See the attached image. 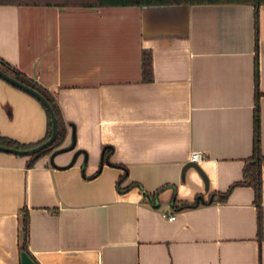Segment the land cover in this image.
<instances>
[{"label": "crops", "instance_id": "obj_1", "mask_svg": "<svg viewBox=\"0 0 264 264\" xmlns=\"http://www.w3.org/2000/svg\"><path fill=\"white\" fill-rule=\"evenodd\" d=\"M253 17L246 2L0 4V58L55 98L56 148L75 134L53 164V151L0 150V264H21L25 215L38 264H264V162L259 201L249 184L218 194L253 152L256 89L264 161V3L257 36ZM47 122L0 77V136L36 142ZM197 150L207 188L193 166L183 172Z\"/></svg>", "mask_w": 264, "mask_h": 264}, {"label": "trees", "instance_id": "obj_2", "mask_svg": "<svg viewBox=\"0 0 264 264\" xmlns=\"http://www.w3.org/2000/svg\"><path fill=\"white\" fill-rule=\"evenodd\" d=\"M211 2H235V3H251L254 6V17L255 18V34L257 36V25H258V18H257V11L258 6L262 3H264V0H0V4L8 3V4H26V5H36V4H42V5H60V6H68V5H75V6H99V5H147V4H153V5H163V4H179V3H186V4H195V3H211ZM255 82L257 83V77H258V66H257V60L255 61ZM0 69L4 71L5 73H9L11 76L15 77L21 82L26 83L27 85L31 86L32 88H35L46 98L48 103L51 104L53 111L56 115L57 119V133L55 140L41 148L39 151L34 152L31 154V158H37L42 154L49 153L50 151L54 150L56 146H58L66 137V124L64 119L61 116V110L56 102L55 98L52 97V95L48 92L46 88H43L41 85L34 82L32 79L27 77L24 73L19 72L16 68H14L12 65H10L7 61L5 62L3 59L0 58ZM142 69H143V76L145 79L151 78L152 75V69H151V53L144 52L143 55V62H142ZM9 82V81H8ZM12 84V83H11ZM15 86V85H14ZM18 88V87H17ZM21 89V88H20ZM30 94V93H29ZM258 90L256 89L255 92V106L253 110V152L251 156H249L246 160V166L243 168L242 173V179L235 181L231 184V186L222 192H219V198L223 199L228 195L229 190L232 188V186L236 184H243V185H251L254 189L255 193V200L259 201L261 197V186H262V177H261V168L263 165V158L261 156V145H260V114H259V98H258ZM39 100V99H38ZM40 103H42L39 100ZM46 110L47 115V130L44 134V136L36 142H24L20 143L12 138H7L4 136H0V144L4 146H11L15 147L17 149H26L31 148L36 145H39L41 142L47 140L51 135L52 130V119L50 116V113L45 106L44 103H42ZM103 155L101 158L100 165H102L104 162H108V155L111 151L109 146H105L103 149ZM128 187V186H127ZM127 187H123L127 188ZM154 194V193H153ZM153 197V196H152ZM202 196H198L192 203L190 202H184L180 205L181 208H184L185 206H193L197 205L200 202H203ZM27 222L28 217L25 215L23 217V225H22V240L19 245L21 251H26L30 257L32 258L33 262L35 264L36 260L32 253L29 250V247H27V241H28V231H27Z\"/></svg>", "mask_w": 264, "mask_h": 264}, {"label": "water", "instance_id": "obj_3", "mask_svg": "<svg viewBox=\"0 0 264 264\" xmlns=\"http://www.w3.org/2000/svg\"><path fill=\"white\" fill-rule=\"evenodd\" d=\"M0 77L3 78L4 80L9 81L10 83H12L13 85H15L18 88L24 89L25 91H27L28 93L33 95L37 100L39 99L42 103H44L45 106L47 107V109H48V111L50 113L51 119H52V130H51V134H50L51 136L47 140L41 142L39 145H36L34 147L26 148V149L22 150V149H17L15 147H11V146L7 147V146H4V145L0 144V150L5 151V152L9 151V152H14V153H17V154L24 155V154H32L34 152H37L41 148L51 144L55 140V138L57 136L56 135V133H57V119H56V115H55V113L53 111V108H52L51 104L48 103L46 98L39 92V90L37 91L35 88H32L31 86L27 85L26 83L19 81L18 79H16L15 77L11 76L9 73H5L1 69H0ZM72 134H73V141L71 142V144L69 146L59 147V148H56V150H52L53 152H51V156H50V163L51 164H53V157L57 153L63 152V151H66V150H71L73 148L74 143H75V136H74L75 134L73 132V129H72ZM80 152H81V150H77L74 153L72 161L75 159L76 155L78 153H80ZM189 166H193L197 170V172L201 175L202 179H204L205 188H207L208 179H207V176H206L205 172L203 171L202 167L200 166V164H198V163H196L194 161H187L186 164L183 167V172ZM20 263L21 264H35L33 262L32 258L30 257V255L26 251H21V253H20Z\"/></svg>", "mask_w": 264, "mask_h": 264}, {"label": "built area", "instance_id": "obj_4", "mask_svg": "<svg viewBox=\"0 0 264 264\" xmlns=\"http://www.w3.org/2000/svg\"><path fill=\"white\" fill-rule=\"evenodd\" d=\"M205 157V151L204 150H197V151H192L190 154V160L194 162H198L201 158ZM168 219H172L175 217V214L172 212L166 213Z\"/></svg>", "mask_w": 264, "mask_h": 264}]
</instances>
